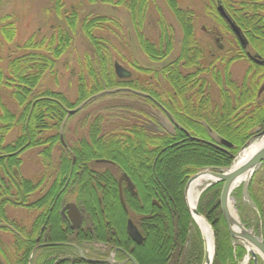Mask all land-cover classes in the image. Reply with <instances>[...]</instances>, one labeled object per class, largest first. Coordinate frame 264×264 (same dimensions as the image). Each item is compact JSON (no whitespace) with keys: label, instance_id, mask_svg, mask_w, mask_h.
Instances as JSON below:
<instances>
[{"label":"trees","instance_id":"16d2710c","mask_svg":"<svg viewBox=\"0 0 264 264\" xmlns=\"http://www.w3.org/2000/svg\"><path fill=\"white\" fill-rule=\"evenodd\" d=\"M150 1L121 0L117 4L127 8L132 25L140 28L142 20L147 21L145 11ZM165 1L182 28L184 52L169 65L164 62L174 47L173 33L164 21L159 22L161 32L157 43L149 44L143 37L138 40L146 57L161 64L154 73L155 80L168 83L178 94L180 101H173L178 124L200 141L180 133L163 134L161 118L153 119V128L151 125L149 130L145 128L148 126L145 111L130 103L140 101L131 92L132 81H121L114 73L113 45L106 38L95 35L105 29L110 32L116 30L119 24L112 19L96 17L82 23L92 54L85 61L88 78L80 76L79 96L75 104L63 94L44 88L42 82L46 75L55 71L57 62L73 43L72 33L78 25L76 14L66 20V29L58 27L49 38L40 42L31 38L22 47H17L21 55L0 58V227L4 231L10 229L16 236L10 251L18 264H27L32 247L21 246V237L17 233L25 239H32L34 235L33 231L25 233L21 225L9 218L7 208L41 209L46 215H51L54 206V217L59 219L60 204L65 201L69 189L66 187L68 180L77 188L72 192L77 193V201L83 203L88 214L86 223L90 228L89 239L93 242L122 249L138 264H143V256L159 264H205V243L185 203L184 190L189 179L202 170L231 167L234 156L252 137L264 130V101L257 97L262 68L252 65L251 70H257L256 75L236 82L229 73L232 62L223 58L224 74L220 69L215 70L214 82L219 89V101L214 102L209 94L210 85L205 81H196L192 86L191 82L178 76L182 63L187 66L196 64L191 53L196 47L192 36L193 23L191 16L179 8L176 0ZM219 3L247 35L252 49L264 56V0H219ZM1 35L5 43L12 44L16 36L14 25L4 24ZM108 97L127 100L123 105L107 107L104 110L106 116L97 114L89 124L84 121L86 135L69 143V111L82 106L80 112L94 101ZM153 98L160 107L168 106L160 95L154 93ZM140 104L151 106L155 116L161 112L150 102L140 101ZM14 131L19 132L18 137L7 142ZM211 134L231 146L212 148L204 145L205 140L211 142ZM61 137L66 146L62 144ZM170 141L178 142L179 146L167 148ZM32 149L41 150L40 158L45 168L38 182L20 175L22 156ZM58 149L59 155L55 160L54 152ZM74 159L76 165L73 169ZM102 161L113 163L115 166L112 167L126 174L135 186L137 196L125 190L124 200L128 211L137 217L135 223L144 237L141 245H134L126 233V212L101 219L102 211L108 207L120 209L117 178L110 170L99 171L98 162ZM144 170L149 174H144ZM43 189H48L44 196L30 202V198L44 192ZM220 192L221 185H216L203 193L198 212L214 229L216 252L213 264H238L246 250L233 245L220 208ZM83 193L89 197H82ZM253 198L257 201L254 192ZM258 209L260 222L254 227L258 234L262 232L264 236V210L260 211V206ZM241 212L246 215L243 209ZM247 226L251 227L248 223ZM153 238L161 250L156 256L150 255L148 248ZM51 251L65 249L58 247ZM47 264H54V261ZM57 264L84 263L71 258Z\"/></svg>","mask_w":264,"mask_h":264},{"label":"rangeland","instance_id":"374dc122","mask_svg":"<svg viewBox=\"0 0 264 264\" xmlns=\"http://www.w3.org/2000/svg\"><path fill=\"white\" fill-rule=\"evenodd\" d=\"M103 1L104 0H0V58L7 59L8 57H16L21 55L22 52L18 51L19 48L31 38H34L37 42H40L46 37L49 38L58 27L66 29V20L76 14L78 18V25L77 29H75V31L72 33L73 43L63 55V57L57 62L55 71L52 74L45 76V79L42 82L44 88L63 94L73 104L77 102L79 96L78 90L80 76L85 75L87 77L86 71H88V68L85 65V61L92 54V48L89 40L85 37L82 31V23L84 20H90L96 17L112 19L120 23V26H117L116 30L112 29V32L105 29L95 33L96 36L106 38L113 45L115 52H111V54L113 56L114 63L117 62L123 68L134 74L135 71L131 64L135 62V60H138V64L141 68H150L149 66L159 68L161 64L151 62L145 56V54L142 53L138 42L137 29H135L132 25L130 14L127 13L125 8L118 6L117 3L119 0H111L109 1L110 3H105ZM176 1L179 8L188 12V14L191 16L195 38L201 40L200 42L196 43L197 48L200 50L202 57H204V61H210L207 47H218L220 44L227 49H232L233 57L236 58L237 46L234 42V36L229 29H226L225 22H223L216 11V8L218 7L217 2H219V0ZM149 3L150 25L148 22V27L144 30L145 33L143 34H150V36H148L149 38L147 39L153 43H157L161 32L159 22L164 21L167 24V26L171 29L174 38V50L168 59L164 61L169 62V60L175 59L181 53V41L183 39L182 28L177 19L174 17L173 13L170 11L165 0H151ZM7 18L8 20H6ZM6 23L14 25L16 29L15 39L10 45L5 43L1 35V28ZM207 30L209 33H206ZM210 34H212V38L209 37ZM216 39L219 40V43H216ZM194 40L197 42L196 39ZM228 40H230L232 44ZM205 64L207 63L205 62ZM248 67L249 62H246L245 60H238L233 63L229 69L233 81L240 82L244 77ZM209 69L210 68L207 70L209 71ZM136 74L140 75L142 73L137 71ZM141 78L143 79L144 77ZM208 78L212 79L213 77L208 75ZM145 79H148V77ZM162 82L165 83L164 81ZM212 87H216L214 86V83L210 84V93H212L211 95L213 96V100L215 99L216 101H219V89H213ZM161 88L164 89L165 87L161 86ZM208 90L209 89H207V91ZM168 98L169 97H166L165 100ZM126 100L127 99L122 97H115L114 99L109 97L105 99H98L90 104L89 107L81 110L79 113L71 115L67 124L68 142L71 143L86 135L87 127L83 126L84 121L87 120V123L89 124L95 115L104 114V110L107 107L123 105L124 101ZM130 103L133 106L144 108V105L136 103V101ZM127 104L130 105L129 103ZM103 116H106V114ZM162 123L166 127L169 126V123L164 119L162 120ZM18 135L19 132L14 131L8 137L7 142H12L18 137ZM211 136L216 140L221 141L217 136ZM260 141L261 140L258 139L253 143ZM221 146L224 147L223 145ZM58 151L59 149L55 150L54 152L55 160L59 155ZM40 152V149H32L23 154V164L20 169V175L22 178L30 179L35 182L41 180L42 175L45 172V168L40 158ZM236 156H234V159ZM233 164L234 161L231 167ZM231 167L222 170H212L213 172L221 173L222 171H227ZM207 170L211 169H205L199 173ZM260 170L257 171V174L260 172ZM143 173L149 174V172L146 170H144ZM194 176H192L191 179ZM263 180L264 178H262V175H258L256 181L253 183L252 188L254 189L253 192L257 199L258 192L262 187L261 182ZM49 185L50 184H48L45 188H47ZM250 185L251 182L249 187ZM48 189L44 190L42 193L40 191L33 195L30 198V202H34L43 197ZM241 189H243V186ZM242 191L243 190H240L239 192ZM68 197H70L69 202H76V196L69 195ZM236 201V198L231 199V207L234 209L236 216L238 219H241L242 217L246 223L251 225L253 219H250L248 215H244V213L242 214L240 208L238 207V201ZM199 202L200 199L198 201V206ZM243 208H245L244 205ZM7 213L9 218L15 220L19 225H21L22 228H26L27 230L32 228L37 214L36 211H30L29 209L16 206L8 207ZM246 213H249L247 209L245 211V214ZM129 214L135 221L137 218L135 214L132 212H129ZM251 229H255L253 231L257 233L256 227H251ZM9 231L10 229L8 231H4L0 228V264H18L13 252L11 253L10 251V246L15 243V237L13 235L14 232ZM257 236H259V234ZM156 242L157 241H155V238H153L149 245L150 247H148L151 253L149 254L152 256H156L157 253L161 251L159 245L157 246ZM246 255L241 261H239L238 264H245L247 260ZM249 264H253V262L250 260ZM260 264H264V262L262 261Z\"/></svg>","mask_w":264,"mask_h":264},{"label":"flooded vegetation","instance_id":"af4514ba","mask_svg":"<svg viewBox=\"0 0 264 264\" xmlns=\"http://www.w3.org/2000/svg\"><path fill=\"white\" fill-rule=\"evenodd\" d=\"M119 1H121V0H119ZM216 1H218V0H216ZM217 4H218V7L219 6L223 7V5L221 3L217 2ZM118 6L120 7L122 5H118ZM122 7L125 8V10L127 11L128 14H130L125 6H122ZM218 7L216 8L217 13H218ZM149 8H150V3H147V8L145 11V13L147 15V21L145 22V20L144 21L142 20V26L140 28H135L134 26L133 27L135 29H137L136 31H137L138 38L143 37L145 39V42H148L149 44H153L152 41L147 39V38H149L148 36H150V34L149 35L143 34V33H145L144 30L148 27V22L150 25ZM225 13L227 14L226 11H225ZM227 16H228V14H227ZM228 18L235 25V23L233 22V20L229 16H228ZM221 19L223 20V22H225L226 29H229L230 32L232 33V35L234 36V42H235V45L237 46L236 58L233 57L232 49H227L226 47H224L220 44V46H218V47H215V46L207 47L210 61L209 62H207L206 60L204 61V57H202L201 52L197 48V44H196L194 51L191 52L193 54L194 59L196 60V64L192 65V66H187V65L182 63V66L179 67L178 76L183 78V80H187L189 83L191 82L192 86H193V83L196 81H205L206 84H209V85L211 83H214V86H216V83L214 82V80H215L214 76L216 75L215 70L220 69L222 74H224V67L222 66L223 58L228 60V62H232L231 66L233 63H235L238 60H242V61L245 60L246 62H249V67L247 68V70L244 74V77H243L244 79L248 78V76L254 77L256 75L257 70H251L252 65H256V66L262 68V71L259 74V77L262 78V82L258 88L257 97L260 100L264 101V66L258 65L257 63L254 62V60H252V58H254V59H258L260 61H264V56H262L261 54H259L258 52H256L255 50L252 49L251 42L248 39L247 35L241 31V36L243 37V40L245 41V44L242 46V44L238 40L237 36L233 33V31L230 27V24L225 19H223V18H221ZM117 23L120 26V23L119 22H117ZM204 31H205V29H204ZM206 33H209L208 30L206 31ZM192 36L194 37V39H196V41H197L196 43L201 41L198 38H195L194 28H193ZM209 37L212 38V34H210ZM228 41L232 44V42L230 40H228ZM138 42H139V40H138ZM216 43H219V40L216 39ZM139 46H140L142 53L145 54L143 46L140 43H139ZM180 50H181V53H180V55H181L184 52V48H181ZM234 53H235V51H234ZM180 55H178L175 59L169 60V62H166L167 63L166 65H169L170 63L175 61ZM203 61H204V64H203ZM205 62L207 64H205ZM138 63H139L138 60H135V62H133L131 64V66L134 68L135 74L132 72H129L127 70L130 73L129 78H127V79H121L119 77H117V78L121 81L122 80H131L132 81V87H133L131 92L138 99H140V101L145 102V103L150 102L153 105L154 104L157 105L161 109V112L155 116L153 111H152L151 106L144 105V108H140V107L136 106L137 108H140L139 110L145 111V113H146L145 116L147 117V119H145V118H143V119L148 121V122H146V123H148L147 124L148 126L145 128L148 129V127L150 125L153 128V123H152L153 119L161 118V120L164 119L165 121H167L169 123L168 127H166L165 125L162 124V127H163L162 133L163 134H165V135L166 134L167 135L168 134L174 135L176 133L183 134L187 130L178 124V122L176 120V113H175L174 103H173V101L175 99L180 101V99H178V97H177L178 94L173 91V87L171 85H169L168 83L165 84L162 81L155 80L154 73H155V71H158L159 68H154L153 66H149L150 68H141ZM116 65L120 66V64H118L117 62L115 63L114 66H116ZM208 68H210L209 71L207 70ZM137 71H140L142 74L137 75L136 74ZM229 73H230V71H229ZM208 75L212 76L213 78L209 79ZM230 76H231V73H230ZM141 77H144V78L142 79ZM146 77H148V79H145ZM190 78H191V80H190ZM243 78H242V80H243ZM232 80H233V78H232ZM161 82H162V84H161ZM161 86H164L165 88L162 89ZM212 88L216 89V87H212ZM158 89H161V90H158ZM154 93L158 96L160 95L162 97L163 101L168 103V106L167 107H162V106L160 107L159 106L160 104L153 98ZM209 94L211 95L212 93L209 92ZM166 97H169V98L167 100H165ZM211 98L213 100L212 95H211ZM140 101H136V103H140ZM213 101L216 102L215 99ZM192 140H196V138L193 136ZM74 163H75V161H74ZM98 165L100 166L99 168H101V170H99V171H102L101 173L105 172L104 169L110 170L114 174V177L117 178L118 193H119L120 199H122V198L124 199L125 190L132 194V192L128 188V183L126 182V179H125V176H127L126 174H122L120 171H118V169H116L115 167H112L115 165L113 163H110V162L104 163V164L98 163ZM258 175H262V178H264V168L263 167L261 168ZM263 183H264V180L261 182V184H263ZM132 184H133V182H132ZM133 186H134V184H133ZM66 187H69V189H68L66 196L64 198L65 201L64 202L62 201V203L60 204L61 209L59 211V215H60L59 219H57L56 217H52L50 214L46 215V213H43L41 209H37V210H35L37 212V214H36V217L34 219V223L32 225V228H30V230H27L26 228H22V230H24L25 233L26 232L31 233L33 231V235H34L33 238L32 239H30V238L25 239L24 237H22L23 236L22 234L17 233V236L21 237V240H20L21 246H23L24 248H26L28 246L32 247V250L30 251V256H29V259L27 261V264H47L50 261H54V264H57L59 262L66 261V260H69L71 258H76L79 261L83 262L84 264H132L130 262L129 257L130 256L132 258H134V257L131 254L125 252L122 249L114 248V247H107L104 244L96 243V242H93L92 240L89 239L90 238V235H89L90 228L87 226V223H86L88 214L86 213L85 209H83V203L77 201V199L79 197V196H77V193L73 194V192H72L73 190H75L77 188L73 185V183L70 182V180H68ZM134 188H135V186H134ZM69 195L76 196V198H75L76 202H74V203L69 202V200H70V197H68ZM84 196H85V193L82 194V197H84ZM40 199H38V200H40ZM257 203L259 204V202H257ZM70 204L77 205V207L79 208V211L81 212L82 217H83V221L81 222V224L77 228H74V223L71 220V218L68 216V210L66 211L67 206ZM53 209H54V206L51 210L52 212H53ZM126 213L128 214V218L126 219L125 230H127L128 221H132L142 235V232L140 231L138 225L135 223L136 220L134 221L132 216L129 214L128 209H126ZM102 214H103V211H102ZM126 233H127V231H126ZM14 237H16V236L14 235ZM128 237H129V235H128ZM15 240H14V242H15ZM56 240H59V241L55 242ZM132 242L134 245H140V244L135 243L133 240H132ZM58 247H62L63 249H65V251H60V252L59 251H51L52 249L58 248ZM120 254H122L124 256V258H122ZM49 255H51V256L48 259H46Z\"/></svg>","mask_w":264,"mask_h":264},{"label":"water","instance_id":"95a60500","mask_svg":"<svg viewBox=\"0 0 264 264\" xmlns=\"http://www.w3.org/2000/svg\"><path fill=\"white\" fill-rule=\"evenodd\" d=\"M218 13L219 15L225 19L229 24H230V27L233 31V33L237 36L238 40L240 41V43L242 44V46L245 44V41L243 40V37L241 36V30L236 26L234 25L228 18L227 14L225 13L224 11V8L222 6H219L218 7ZM252 60H254L255 63H257L258 65H263L264 66V61H260L258 59H254L252 58ZM115 71H116V74L119 78L121 79H127L130 77V73L125 70L124 68H122L121 66L119 65H116L115 66ZM82 106L80 108H78L77 110H74V111H69V115H74L78 112L79 109H81ZM263 140L264 139V130L259 133L258 135H256L255 137H253L243 148L242 150L240 151V153L235 157L234 159V164L233 166L228 169L227 171H222L221 173H216V172H212V171H204L202 173H199L197 175H195L187 184V187H186V205L188 207V210L191 214V217L193 219V221L195 222L196 226L198 227V229L200 230V233L202 235V237H204V233H203V230L201 228V226L199 225V223L196 221L195 219V216H199V217H202L204 220H206L202 215H200V213L198 212L197 210V206H198V201L201 197V195L207 190L209 189L210 187H212L213 185H218V184H221L223 183V189H222V193H221V197H220V207H221V210H222V214H223V217L225 219V222L227 224V227H228V231L230 233V236L232 238V242L234 244V246L236 245H240V246H243L247 253L248 254H251L252 255V258H253V261H254V264H258L259 262V259L262 260L264 262V242L263 240L256 236L251 230L247 229L243 223L241 222L240 219H238V217L236 216V221L234 222L238 228H235L237 229V233L234 232L233 230V225H231V216H230V213H229V209H230V199H231V196H232V193L236 190V188H238L239 186L237 187H234V183L237 181H239V179L241 177H243L244 175H247L248 176V182H244L242 184L243 188H244V192L245 194L247 193V190L249 188V184L250 182L252 181L255 173L257 172V170L262 166L264 165V145L256 152L254 153L246 162L245 164H243L242 166H239V167H235V163L237 162L239 156L241 155V153L243 151H245L246 149H248L252 144H254L253 142L255 140ZM218 144H221V145H226L228 147L231 146V144H229L228 142L226 141H218L216 140ZM62 142H63V138H62ZM203 175H210L212 177H215V181L208 184L206 187H204L201 192H200V196H199V199L197 201V206L195 209H192L189 202H188V199H187V191H188V188L189 186L191 185V183L203 176ZM125 179H126V182L128 183V188L130 189V191L132 193H134V186L131 182V180L125 176ZM135 194V193H134ZM245 202H249V199L247 198L246 200H244ZM68 210V216L71 218V220L73 221L74 223V228H77L79 227V225L81 224V222L83 221V217H82V214L81 212L79 211V208L77 207V205L75 204H70L67 206L66 208V211ZM232 222V223H233ZM209 224V223H208ZM210 226V225H209ZM211 228V226H210ZM212 230V228H211ZM127 234L129 235V237L137 244H142L143 242V236L141 235V233L139 232L138 228L134 225V223L132 221H128V224H127ZM212 233H213V237H214V253H213V258H212V261L209 263L208 262V252H207V243H206V259H205V264H213V261H214V257H215V234H214V231L212 230ZM205 239V238H203ZM251 249H255L256 252H254L253 250ZM130 259V262L132 264H138L134 258H132L131 256L129 257Z\"/></svg>","mask_w":264,"mask_h":264},{"label":"bare ground","instance_id":"6f19581e","mask_svg":"<svg viewBox=\"0 0 264 264\" xmlns=\"http://www.w3.org/2000/svg\"><path fill=\"white\" fill-rule=\"evenodd\" d=\"M115 67H114V73L116 74V71H115ZM173 72H175V70H173ZM117 75V74H116ZM262 132V131H261ZM259 132V133H261ZM258 133V134H259ZM256 134V135H258ZM182 136H185L187 138H191L193 139V136L188 132V131H185ZM195 141H200L198 138H196ZM205 143V144H204ZM203 144L204 145H207V146H210L212 148H222L220 145L217 144V141L214 137L211 138V142L210 141H203ZM264 145V139L260 142H256L254 144H252L248 149H246L245 151H243L241 153V155L239 156L237 162L235 163V167H239V166H242L243 164H245V162L254 154L256 153L262 146ZM179 146V143L178 142H175V141H170L166 144V147L167 148H170V149H174L175 147H178ZM75 161V163H74ZM104 162V161H102ZM76 165V160L74 159L71 166L75 167ZM73 172V171H72ZM73 174V173H72ZM191 180V178L189 179V181ZM216 179L215 177H212L210 175H203L197 179H195L191 185L189 186L188 188V191H187V199H188V202L191 206L192 209H195L196 206H197V201L199 199V196H200V192L201 190L206 187L208 184L214 182ZM248 176L247 175H244L243 177H241L239 179V181L236 180V182L234 183V187H237L239 186L238 188H236V190L232 193V196H231V199H234L236 198V200L238 202H241V201H244L248 198L249 196V190H247V193L245 194L244 192V188L241 189L242 187V184L244 182H248ZM68 183V182H67ZM66 183V185H67ZM218 185H221V192H220V197H221V193H222V189H223V183L221 184H218ZM214 186V185H213ZM212 186V187H213ZM216 186V185H215ZM211 188V187H210ZM240 190H243L242 192H239ZM237 191V192H236ZM236 192V193H235ZM135 193V194H134ZM134 193H132L133 196H137V193H136V190L134 191ZM89 195H85V198H88ZM252 197V203L253 205L258 209V207L260 206V211L264 210V183L262 184V187L260 188L259 192H258V199L257 201L259 202V204H257V201H255V199L253 198V196L251 195ZM184 199H185V203H186V188L184 190ZM231 199H230V205H231ZM236 201V202H237ZM237 202V203H238ZM118 203V202H117ZM125 200L122 198L120 199L119 198V203L118 205L120 206V209L119 210H116L114 209V207H108L106 210H103V217H101L102 221L106 219H109L111 217H114L115 215H119L118 213H122V212H126V209H129L127 207V204L125 205ZM221 208V207H220ZM242 209V207H240V210ZM121 210V211H120ZM259 210V209H258ZM51 216L54 217V214L53 212H51ZM120 213V214H121ZM229 213H230V216H231V225H233V230L235 233H237V229L235 228H238V226L234 223L236 221V214L234 212V209L230 206V209H229ZM223 215V214H222ZM224 218V217H223ZM195 219L196 221L199 223V225L201 226L202 230H203V233H204V237L202 238H205L203 239L204 240V243L206 245L207 243V252H208V262L210 263L212 261V258H213V253H214V237H213V233H212V230L214 231L213 227L211 226V224L208 222V220H204L202 217H199V216H195ZM225 220V219H224ZM235 220V221H234ZM234 221V222H233ZM233 222V223H232ZM209 223V224H208ZM226 223V222H225ZM106 224V223H105ZM212 228H210V226ZM227 225V224H226ZM126 226V224H125ZM126 228V227H125ZM228 228V227H227ZM215 234V233H214ZM202 236V235H201ZM253 250L254 252L255 249H251ZM251 258H252V255L250 254ZM249 257V256H248ZM247 257V258H248ZM215 258V257H214ZM152 258L150 257H145L143 256V264H159L155 261H151Z\"/></svg>","mask_w":264,"mask_h":264},{"label":"crops","instance_id":"0c3cea01","mask_svg":"<svg viewBox=\"0 0 264 264\" xmlns=\"http://www.w3.org/2000/svg\"><path fill=\"white\" fill-rule=\"evenodd\" d=\"M253 204V203H252ZM251 203H247V205H246V209L250 212V215L252 216V218H253V222H254V224H256L257 223V221H256V215L258 214V212L256 211V208H255V206H253ZM256 211V212H255ZM252 222V223H253Z\"/></svg>","mask_w":264,"mask_h":264}]
</instances>
